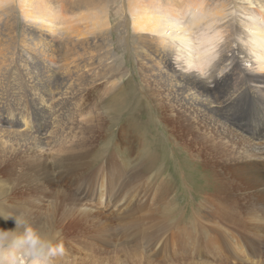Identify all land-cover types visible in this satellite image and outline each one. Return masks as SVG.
<instances>
[{"label":"rangeland","instance_id":"374dc122","mask_svg":"<svg viewBox=\"0 0 264 264\" xmlns=\"http://www.w3.org/2000/svg\"><path fill=\"white\" fill-rule=\"evenodd\" d=\"M37 2L45 8L32 6L30 17L49 22L47 27L52 33L71 27L87 32V36L98 35L102 41L92 47V52L89 49L81 52V64H88L91 56L96 58L97 63L90 66L96 73V82L79 83L82 90L76 103L77 113L72 111L83 128L90 116L93 120L92 127L80 135L77 150L49 158L48 165L57 163L60 169L55 168L50 180L38 184L36 190L25 189V184L16 180V174L5 176L0 169V189L7 190L9 185L19 192L14 204L4 201L9 211L0 215V264H248L227 244L226 236L233 237L248 255L259 251L261 259L254 260L264 264V240L255 241L252 228L256 225L251 227L258 220L261 207L264 209V193H258L261 189L250 178L256 170H237L238 163H233V168L228 165L225 170L227 156L220 148L210 152L209 166V151L193 150L201 153L195 161L175 146L182 141L180 131L167 119L170 112L166 108L158 112L148 97L151 91L163 93L162 86L157 89L155 81L145 84L135 62L133 49L142 42L131 28L128 7L131 0H97L91 5L76 2L66 4L63 10L54 9L56 5L46 0ZM8 4L13 5V19L22 23L26 15L20 0H0V9ZM39 10L46 20L34 18ZM225 13L227 20L242 17L257 22L251 19L253 15L246 12L248 15H243L234 6ZM107 21L109 24L105 26ZM221 24L209 23V30L204 31L209 35V45L204 48L209 58L215 56L223 42L221 29L217 28ZM195 32L199 37L200 33ZM244 32L252 37L251 31ZM170 33L168 30L160 36L176 45L180 43L182 49L177 48L181 51L191 47L181 43L188 33L178 38L169 37ZM248 36L245 45L251 49ZM195 47L198 48L197 41ZM250 54L253 63L262 61L253 52ZM102 57L109 58V65L112 62L122 67L121 74L114 77V73L108 74ZM174 59L179 61L175 56ZM181 59L184 65V58ZM198 66L195 71L201 74ZM104 76L107 79L101 80ZM117 87L126 91L130 102L129 107L121 110L112 108L110 97ZM161 98L171 99L165 94ZM132 111L136 113L133 122L128 120ZM247 112L242 108L234 123H248ZM177 114L180 116V111ZM214 125L209 121L212 132ZM33 131L28 128L24 133ZM242 131L256 137L247 127ZM259 145L264 147V139ZM147 147L155 150L151 154L152 163H148ZM15 148L14 154H10V149L5 152L0 165L15 167L24 161L20 153L23 150ZM22 167L27 169V163H22ZM35 167L31 173H37ZM181 178L189 179L180 182ZM210 179L219 187L218 192L211 191ZM17 206L28 210L17 216ZM17 218L19 223L15 221ZM7 221L11 224L15 221L17 226L10 228V236H6ZM145 229L160 243L157 251L148 248L150 241L141 233ZM22 236L24 244L19 241Z\"/></svg>","mask_w":264,"mask_h":264},{"label":"bare ground","instance_id":"6f19581e","mask_svg":"<svg viewBox=\"0 0 264 264\" xmlns=\"http://www.w3.org/2000/svg\"><path fill=\"white\" fill-rule=\"evenodd\" d=\"M46 1L55 4L54 9L63 10L66 4L71 6L78 2L91 5L97 0ZM20 3L26 15L22 23L13 19V5L8 4L0 9V159L5 157L8 149L11 150L10 154H14V149L18 146L23 150L20 153L24 161L19 160L20 164L15 167L0 165V169L5 176L16 174V180L22 181L25 189L31 191V187L36 190L38 184L43 185L44 180H50L55 168L60 169L57 163L48 165L49 158L52 160L57 154L65 155L77 150L80 135H84L92 127L93 118L89 114L84 128L79 120L74 119L78 95L82 90L79 83L91 82L93 85L96 82V73L90 67L97 63L96 58L91 56L88 64H81L80 56L85 49L92 52L102 41L98 35L87 36V32L71 27L52 33L51 28L47 27L49 22H38L30 17L32 6L43 10L44 5L37 0H20ZM230 6H234L243 15H253L251 19H256V24L242 17L239 20H227L225 10ZM128 7L132 31L142 42L140 47L133 49L137 68L145 84L155 81L157 89L162 86L163 93L151 91L148 97L158 112L164 108L170 112L167 119L180 131L182 141L180 146H175L181 147L184 154L195 161L199 160L201 153L193 150L209 151V166L212 163L210 152L220 148L227 156L225 170L228 165L233 168V163L240 164L237 169L240 171L256 170L250 178L261 189L258 193L263 194L264 147L259 143L264 139V0H131ZM41 10L34 18L46 20ZM218 22H222L217 28L221 29L223 42L215 56L209 58L208 51L204 50L209 45V35L204 34V31L209 30V23ZM108 24L107 21L105 26ZM93 25L97 24L94 22ZM245 29L252 32L251 38L246 34L250 46H253L251 49L249 45H245ZM106 30H102L103 36L107 35ZM168 30L171 31L168 36L175 38L188 33V37L182 39L181 43L191 47L181 51L177 48H181L180 43L176 45L174 41L162 38L160 35ZM195 31L200 33L199 37ZM104 39L107 40V37ZM196 41L198 48L195 47ZM250 52L261 57L262 61L253 63ZM174 56L179 61H175ZM181 58H184V65ZM102 59L105 60L104 68L108 74L114 73L112 77L121 74L122 67L112 62L109 65V58ZM246 62L250 63L245 66ZM196 66L201 69V74L195 71ZM104 79L107 76L101 80ZM21 88L24 89L23 92ZM123 91L117 87L115 92L110 93L112 108L115 110L129 107V98L126 91ZM163 94L171 99L161 98ZM242 108L248 110V123H234ZM73 110H76L74 115ZM135 114L132 111L128 120L133 122L132 116ZM219 120H223L224 124L219 123ZM209 121L212 125L215 123L212 126L213 132L209 129ZM108 125L110 126V121ZM246 127L253 132L255 138L242 131ZM28 128L34 131L24 133ZM168 136L173 139L170 133ZM153 151L155 150L147 147L148 163L153 162ZM21 162L27 163V169L20 168ZM34 165L37 173H31ZM188 179L179 180L182 182ZM211 182L210 179L211 191L218 192L219 187ZM18 193L16 188H10L9 185L7 190L0 189V215L9 211L7 204H14L12 202ZM24 207L17 206V216L28 210V207ZM259 212L261 214L258 220L251 224V227L256 225L252 231L257 242L264 240V209L261 207ZM15 221L19 223L18 218ZM15 221L14 225L7 221L6 236L11 235V227L17 228ZM141 233L145 240L150 241L148 248L157 251L155 248L160 243L155 240L154 234L147 230ZM225 240L238 251L239 258L243 261L247 260L248 264L261 262L254 260L261 259L259 251L248 255L235 243L233 237L226 236ZM19 241L24 244V237H19Z\"/></svg>","mask_w":264,"mask_h":264}]
</instances>
